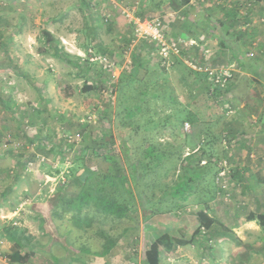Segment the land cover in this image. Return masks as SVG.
Segmentation results:
<instances>
[{"label": "rangeland", "instance_id": "obj_1", "mask_svg": "<svg viewBox=\"0 0 264 264\" xmlns=\"http://www.w3.org/2000/svg\"><path fill=\"white\" fill-rule=\"evenodd\" d=\"M2 1H6V4L0 11L4 26L0 28V120L8 119L7 116L11 115L9 112L23 113L27 111V103L37 99L38 85L41 90H45V95L50 97L51 102L48 107H52L54 112L51 113L52 111L48 108L44 111V119H50V121L40 131V135L41 133L42 135L39 136V139L25 136L20 128L14 127V130L6 131L1 129L0 183L13 180V175L9 174L11 168L15 170L19 167L21 170L24 163H34L36 157L43 158V160L45 157L44 164L47 168L55 169L59 173L58 182L62 188L68 187L72 181L77 184V188L71 190L76 191L73 193L75 196H67L77 199L81 189L77 181L81 175L92 177L99 172H108L112 175L128 174L130 165L137 161V157L141 155L139 144H142L143 138L153 137L155 151L179 155L180 159L175 165L177 168L185 166L188 157L193 158L191 164L194 165L195 159L203 156L202 148L205 145L206 155L200 159V164L206 165L211 161L218 172L224 171V175H217L213 182L214 186L218 188V193L209 201L207 212H204L205 210L199 204L206 196L197 190L186 201L178 202L181 208L176 209L175 214L180 217L186 212H193L195 215L203 211L209 218V222L207 221L208 223L206 222L204 226L200 227L199 233L192 243L175 247L172 250L161 247L160 264H260L252 263L251 258L246 260L247 254L245 253L247 251L239 252L240 249L237 248L241 245H239L238 236L235 232L228 231L229 229L223 226L221 221L224 217H232L237 213V211L230 212V209L247 207L243 202L252 205L253 197L245 191L247 185L245 177L255 182L254 185L257 184L259 194L262 192L264 184L262 172L240 173L242 165H245L247 161L258 163L257 167L264 166V153L250 151L248 157L239 154L240 147L247 145L244 141L237 139L240 135L237 136L239 129L235 123L245 116L240 111L238 115L235 108L239 106L238 102L248 103L249 88H254L256 91L258 102L255 106H261V95L264 94V74L260 71L264 72V43L262 41L247 43L238 53L240 60L230 59L236 63L243 62V68H248L251 73L256 70V75L249 80L243 78L237 85L238 102H235L236 99L227 92L224 98L218 94L221 99L219 102L214 100L216 107L211 103L208 104L217 112L213 116L215 121L211 129L214 139L209 140V138H205L204 131H200V127L197 126H200L199 123L195 128L188 123V130H185L187 122L177 129L175 128V124L179 120L176 118L179 111L207 109L206 102L202 97L203 86H198L193 77L187 76L184 68V66L188 67L184 61L191 58L192 49L183 51L182 56L178 59L184 63V66L177 65V61L169 67L159 61L154 45L148 44L134 50L130 49L128 47V39L131 36L130 25L118 13L119 9L115 4L117 1H114L115 3L112 0ZM137 1L140 2L139 5L135 3ZM168 1L125 0L126 5L136 8V15L145 18L159 17L157 15L159 11H169L167 10ZM242 13H244L243 10ZM106 17L107 21H105ZM116 18L121 19L124 24L116 23ZM19 23L22 25L21 31L15 35V31L11 28ZM90 23L95 25V29L91 30ZM116 24L121 28H114ZM44 33H48L52 41H62L65 53L69 54L71 59L69 62L63 63L49 59L48 56H42L44 64L41 68L45 70V76L39 79L22 77L19 67L23 63V59L29 56L26 50L32 46L31 44L28 47L23 46L24 41H38V46L34 44L32 49L35 50L38 47L40 52L45 51L46 54L50 52V49H53L51 45H48V37ZM29 36L32 38L30 39ZM169 36L177 39L180 35ZM10 41H13L11 46L5 44ZM66 41H70L71 44ZM252 43L254 44L251 45ZM78 46L82 47V52L78 51ZM88 49H92L96 54L107 55L111 61L115 62V66L108 68L100 63L92 64L88 66L89 69L86 70L85 75L73 78L71 69L74 72L76 70L85 71L84 62L86 60L84 57L87 55ZM125 50L128 53L131 50V53H134L136 50L138 55L147 62L144 64L145 67L137 69L132 58L131 63H127ZM188 53L191 54L188 56L189 58L187 57ZM250 53L252 56H249ZM71 61L77 64L74 66L69 64ZM154 63H160L159 66L156 64L158 68L153 67ZM224 63L226 62L221 61L222 65ZM221 64L216 62L211 65L218 67ZM146 68L148 71L145 70ZM134 70L138 71L136 76L138 81L133 82V85L126 86L122 92L127 99L121 97L118 88L116 95L114 90L112 95L108 93L105 88L108 85L113 87L111 75L117 78L125 76L128 80L129 73ZM257 71H259L258 74ZM59 72L67 74L68 79L59 78L57 76ZM197 72L205 74L203 71ZM104 82L107 83L106 87H104ZM206 83L210 91V84L207 80ZM85 86L90 87V90L84 92ZM60 91H63L65 96L72 95L69 97L71 102L67 105L68 107L63 105ZM137 91L147 94L156 93L157 95L155 97L147 96V109H143L141 115H137L136 112L133 117H128L123 110L119 113V104L124 103L128 107H133L137 103ZM253 111V107L249 108L247 111L249 117L250 112ZM147 119L165 120L171 124L164 131L157 133L137 132L138 125H142ZM23 121L25 125L27 123L25 118H20L22 124ZM207 139L209 143H207ZM236 147L238 148L237 152L235 151ZM53 149L56 150L53 151ZM27 151L30 153H25ZM209 153L214 155L209 157L207 156ZM43 155L45 156L42 157ZM171 155L166 157L164 164L160 165L153 175L143 178L144 180L140 184L137 180L135 183L128 184V189L131 190L133 196L124 197L125 194H123V199L130 201L132 198L133 204L125 217L118 218L104 213L97 209L93 203L83 206L78 214L81 218L91 220L85 233L90 236L92 247L90 261L84 262V264H142L143 254L156 236L146 227L145 220L150 219L153 215L143 217L141 206L137 203L140 200L137 199L138 193L144 196L143 201L149 202L148 206L151 207V210L170 209L167 205H170L173 200L167 198L160 200V196L166 190H172L177 182L178 169L173 170L174 158ZM250 155L253 157H249ZM53 164L55 168H52ZM50 166L52 167L50 168ZM79 170L84 171L77 175ZM165 170L166 176H164ZM203 186H207L206 182ZM259 199L264 201V194L261 193ZM222 207L227 210L226 216L221 215ZM59 212L63 214V217H69L68 226L72 227L70 219L72 215L76 214V211ZM156 222L160 223L158 220ZM222 230L226 234L227 232L231 233L234 238H225L222 234H216ZM186 233L187 227H180V234L186 235ZM258 247L257 245L256 248ZM233 255H236L234 260Z\"/></svg>", "mask_w": 264, "mask_h": 264}, {"label": "crops", "instance_id": "obj_2", "mask_svg": "<svg viewBox=\"0 0 264 264\" xmlns=\"http://www.w3.org/2000/svg\"><path fill=\"white\" fill-rule=\"evenodd\" d=\"M199 1L196 0L195 3H190V0H185L177 10H172L167 6V10L170 12L159 11L157 13L169 35L177 34L180 35L178 37L196 38L199 46L190 48L192 49L191 57H193L194 53L196 55L203 54L200 52L201 49L207 53L209 51V59L205 60L206 63L214 64L217 62V64H221V61H224L226 63L223 65H227V63L233 62L230 59L240 60L238 53L247 43L252 41H262L264 43V0ZM136 3L139 5L140 2L137 1ZM4 4H6V1L0 0V11L3 9ZM242 10L244 13H242ZM40 13H42V10H40ZM239 13L242 14L240 15ZM115 20L116 23H122L119 18ZM89 26L93 30L92 28L95 25L90 23ZM114 26L116 29L121 28L117 24ZM2 27L4 26L1 25L0 28ZM21 27L22 25L19 23L13 25L11 29L15 31L14 34L16 35L20 33ZM116 33H118L117 30ZM29 38L31 39L32 37L29 36ZM62 39L65 40L64 38ZM12 42H5V44L11 46ZM48 42V45L54 43L56 49H50L47 54L45 51L40 52L38 47L35 50L32 49L34 44L38 46V41L23 42V46L28 47L30 44L32 46L26 50L29 56L23 59V63L19 67L22 77L39 79L45 76V70L41 68L44 64L41 59L42 56H48L49 59H54V61L58 62H69L71 57L65 53L62 41ZM66 42L71 44L70 41ZM77 49L82 52V47L78 46ZM189 55L191 54L188 53L187 57ZM234 56H237V58ZM74 59H77V57H74ZM73 63L76 62L71 61L69 64L74 66ZM233 63L237 65L234 72V78H237L231 82L228 92L231 97L236 99L235 102H238L236 96L237 85L241 83L243 78L248 80L251 77L254 78L256 70L251 73L248 68L244 69L238 63ZM71 70L72 74H70L73 78L86 74V72L82 73L79 70L75 72L73 69ZM260 72L264 74V72ZM258 73L259 71H257ZM57 76L68 79L67 74L65 75L61 72ZM37 88L39 91L37 99L27 103V111L23 113L9 112L11 115L7 116L8 119L0 120V134L1 129L5 131L14 130V127H16L20 128L25 136L39 139V136L42 135V133L40 135V131L50 121V119H44V111L47 108L52 111L51 113L54 111L52 107H48L51 100L48 95H45V90H41L39 85ZM60 92L63 105L67 106L71 102L69 97L72 95L65 96L63 91ZM248 95L250 96L247 100L248 103L238 102L239 106L235 108L237 109L235 112H238V115L240 113L245 115L241 118L242 120L235 122L239 129L237 136L240 135L237 137L235 134V137L246 143L247 146L240 147V153L238 152L246 157H248V152L250 151L264 153V94L261 95V106H255L258 102V97L254 88L248 89ZM59 104L62 106L61 102ZM252 107L254 111L250 112L249 117L247 111ZM20 118H25L27 123L24 125L23 121L22 124ZM235 151H238L237 147ZM36 152L38 153L39 151ZM25 153H30V151ZM249 157L253 156L250 155ZM35 159L36 162L34 163H24L21 170H19V167L15 170L11 168L9 174L13 175V180L7 183H0V264H84V262L90 261L89 256L92 247L90 236L85 233L87 228L76 229L73 226L70 227L68 226V216L63 217L60 212L55 213V206L59 198L64 195L75 196L73 193L76 191L73 192L71 190L76 189L77 184L72 181L68 187L62 188L58 182L59 173L55 169L47 168L46 164H44L45 157L44 160L37 157ZM257 165L258 163L247 161L245 165H242L240 173L254 174L262 172L264 174V166L257 167ZM52 168H55L54 164ZM82 171L84 170H79L77 175ZM245 178L247 181L245 191L253 197L252 205H247L243 202L247 207L242 209L232 207L233 209H230V212L237 211L232 217L226 216L227 210L222 207L221 215L226 217L221 222L223 226L229 229L228 231H233L238 236L239 245H241L237 248L240 249L239 252L247 251L245 253L247 254L245 256L246 260L251 258L252 263L264 264V225L259 222L261 219V221H264V218H258L264 216V201L259 199L261 193L264 194V184L262 192L260 190L261 193L259 194L257 184L254 185L253 183L255 182L247 177ZM259 209L261 210L259 211ZM250 216H253L254 219H249ZM222 233L223 237L228 238L223 231ZM249 239L252 240L249 241ZM257 245L259 246L258 248H256ZM15 254L19 255L18 262H12L13 260H11V258H15ZM11 255L14 256L11 257ZM235 257L236 255H233V260Z\"/></svg>", "mask_w": 264, "mask_h": 264}, {"label": "trees", "instance_id": "obj_3", "mask_svg": "<svg viewBox=\"0 0 264 264\" xmlns=\"http://www.w3.org/2000/svg\"><path fill=\"white\" fill-rule=\"evenodd\" d=\"M184 2L185 0H169L168 7H170L172 10H177ZM137 16L141 17L138 14ZM0 22L1 27V25H3L1 17ZM44 34L48 37V41H52L48 33ZM148 44L150 43L142 42L139 44V48ZM51 47L53 48V50L54 48L56 49L54 43H51ZM234 57L237 58V56ZM132 59L134 60L137 69H143L145 67L144 64L147 63L144 59H142L141 56L138 55L137 52L133 53ZM177 63V65L179 66H184V63L181 61H178ZM73 64L76 65L77 63ZM86 64L87 61L84 62V65L86 66L84 72H87L86 70L89 69V64ZM156 64L157 63H154L153 67L158 68L157 65L159 66L160 63L157 65ZM238 65L240 67H243V62L239 63L238 61ZM184 68L187 72V76L193 77V80L197 82L198 86H203L202 97L204 99V102H206L207 109L209 111L207 109L200 108L196 109L195 111H188L186 109L179 111L176 116V118H179V120L178 123L175 124V128L177 129L184 122L189 123L195 128L199 123L200 126H197L200 127V131H204L205 138L213 140L214 135L212 134L211 129L213 128V122L215 121L213 119V116L217 112L208 106L209 103H211L212 105L215 104L214 98L209 94L210 91L206 83V76L201 72L193 71V69H191L190 67L188 68L184 66ZM145 70L148 71V68H146ZM84 72L82 71V73ZM137 73L138 71L136 70L130 72L128 75V80H126L125 76L119 77L113 86L115 95L116 89L118 88L117 90L121 93V97L127 99L125 98V94H123L122 92L124 91L126 86L133 85V82H135L136 80L138 81L136 77ZM103 84L105 87L107 83L104 82ZM83 90L84 92H86L90 90V87L85 86V89ZM148 95L155 97L157 94H147L137 91V103L134 104L133 107H128L124 103L119 104V113L123 110L125 112V115L128 117H133L136 112L137 115H141L143 109H147L146 98ZM210 110H213L215 112ZM170 124L171 123L169 121L165 120L153 121V119H147V121L143 122L142 125H138L137 132L142 131L143 133H157L159 131H164L167 126H170ZM209 140L207 139V143H209ZM141 143V145L139 144L141 155L140 157H137V161L133 162L130 165L128 174L112 175L108 172H99L97 175L92 177H89L88 175L79 176V179L77 181V183H79L78 186L81 187L79 196L77 197V199L69 198L66 195L62 196L57 201V204L55 206V213H58L59 211L64 213L76 211V214L72 215L70 219L72 226L76 229L88 228L91 220L88 218H81L80 214L78 213H80L84 205H88L89 203H93L97 207V209H99L100 211H104V213L117 216L118 218L125 217L128 211L132 208L131 204H133L132 198L130 201H126L125 199H123V194H125L124 197L133 196L131 190L128 189V184L130 182L135 183L136 180L140 184V182L144 180L143 178L153 175L160 167V165L162 166L164 164L163 162L171 155L168 152L158 150L155 151L156 148L154 147L155 143L153 142V137L148 136L146 138H143ZM205 147L206 146L204 145V147L202 148L203 156L199 159L196 158L194 165L191 164L193 158L188 157L186 160L187 164L185 166H180V168H177L175 165L180 159L179 155H177L176 153H173L171 155V157L174 158L172 162L173 170L175 171L176 168L178 169V174L176 175L177 182L172 190H166L163 195L160 196V200H164L166 198L173 200L172 202H170V205H167L168 207H170V209H164L163 211H160L159 208H156L151 210V207L148 206L149 202L143 201L142 198H144V196L138 193L137 199L140 200L137 201V203L141 206L140 210L143 214V217L146 218L153 215L150 219L145 220L146 227L154 232V236H156L155 239H153L150 243L148 249L145 250L143 254L142 264H160L161 247L167 250H172L175 247L185 246L192 243L196 239L200 227L204 226V224H206V222L209 220L204 212L208 211L209 201L216 197V194L218 193L217 186H214L213 184L218 174V170L215 169V166L211 161L206 163V165L200 164V159L204 158V156L206 155V152L204 151L206 150ZM212 155L214 154L209 153V155L207 156L212 157ZM164 176H166V170L164 171ZM205 182L207 184L206 187L203 186ZM197 190H200V193L206 196L205 199L199 203L201 204L202 209H204L205 211H200L195 215H193V212H186L178 217L175 214V210L181 208V205L178 202L186 201L188 197L196 193ZM258 218H264V216H260ZM249 219L253 220L254 218L253 216H250ZM157 220L160 223H157ZM261 220H259L260 224L264 225V221ZM183 226L187 227L186 235L180 234V227ZM216 234L220 235L223 233L219 231ZM225 236H227L228 238H234V235L232 236V234L228 232ZM13 256L14 255H11V257ZM18 259L19 255L17 254H15V258H11V260H13L12 262H18Z\"/></svg>", "mask_w": 264, "mask_h": 264}, {"label": "built area", "instance_id": "obj_4", "mask_svg": "<svg viewBox=\"0 0 264 264\" xmlns=\"http://www.w3.org/2000/svg\"><path fill=\"white\" fill-rule=\"evenodd\" d=\"M114 1H117V3ZM112 2L118 6V13L122 15L130 25L131 36L128 39V47L130 49L134 50L135 48H138L139 44L142 42L150 43L156 47V53L159 61L169 67L178 61V59L182 56L183 51H187L193 46H199L196 38H171L164 29L163 22L159 17H139L135 14L136 8L126 5L127 3L125 0H112ZM195 2L196 0H190V3ZM105 21H107V17L105 18ZM132 50L129 53L127 50L124 51V54L127 55L126 61L129 64L131 63V58L133 55V53H131ZM200 52L204 55L193 54V57H191L189 60L185 59L184 63L193 70L203 71L205 73L206 80L208 84H210V95L215 101L219 102L221 99L220 97L222 96L224 98V95L228 92V85L234 79V72L237 65H235L233 62H230L227 63V65L214 67L211 64L205 62V60L209 59L208 55H206V51H202L200 49ZM249 56H252V53H250ZM84 59L89 65L100 63L104 67L108 68L115 66V62L111 61L107 55L100 53L96 54L92 49H88L87 55L84 57ZM111 77L113 78L114 86V83H116L118 78L114 77V75H111ZM105 89L108 90L109 94H113L112 86L108 85ZM218 94L221 96L219 97ZM188 128V123H185V130H188ZM217 175L223 176L224 171L218 172Z\"/></svg>", "mask_w": 264, "mask_h": 264}]
</instances>
